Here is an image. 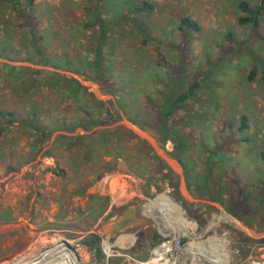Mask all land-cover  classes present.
I'll list each match as a JSON object with an SVG mask.
<instances>
[{"label":"rangeland","instance_id":"rangeland-1","mask_svg":"<svg viewBox=\"0 0 264 264\" xmlns=\"http://www.w3.org/2000/svg\"><path fill=\"white\" fill-rule=\"evenodd\" d=\"M143 1L153 10H143ZM240 1H0V109H17L13 116H0V264L37 259L48 264L40 262L44 252L61 243L67 248L65 242L88 257L84 251L95 247L85 240L100 235L117 208L98 222L111 206L99 188L106 173L169 182L176 192L191 167L200 171L205 157L210 167L212 159L225 157L237 169L232 177L253 170L255 185L230 195L235 204L225 197L224 205L208 210L238 212V219L250 222L247 227L264 235V13L257 28L240 24ZM247 1L252 7L258 3ZM100 15L108 26L99 55L101 75L95 70ZM183 17L199 29L183 25ZM53 72L69 84L77 79L85 89L75 98L68 88L51 90L46 82ZM193 85L194 93L171 115L161 113L169 96L177 98ZM70 88L78 90L75 83ZM242 115L247 116L244 130ZM33 117L49 129L76 126L41 135L23 123ZM161 117L167 123L162 132ZM9 118L16 119L13 125L6 123ZM92 122L98 125L83 126ZM99 131L108 133L107 144L87 137L79 141V135ZM88 150L90 160L76 168ZM179 153L187 164L175 170L171 158ZM210 194L217 198L215 190ZM225 224L221 227L236 226ZM245 237L232 234L233 251L239 245L246 262L264 259L259 249L264 240L246 242ZM65 253L52 263L75 258Z\"/></svg>","mask_w":264,"mask_h":264},{"label":"crops","instance_id":"crops-1","mask_svg":"<svg viewBox=\"0 0 264 264\" xmlns=\"http://www.w3.org/2000/svg\"><path fill=\"white\" fill-rule=\"evenodd\" d=\"M180 155L179 153L171 158L174 162L173 165L171 164L174 169L187 164ZM159 157L165 161L161 155ZM224 158L219 156L212 159L210 163L214 166L211 165V167L208 166L209 159L202 158L199 162L200 171L196 167L195 169L191 167L187 178L182 182L183 184L180 183L179 190L176 192L175 185L169 182H152L143 180L136 174L121 173L130 174L131 178L123 184L124 200L113 209L115 213L111 215L114 216L106 223V226L114 223L115 227H111V231L107 229H105L106 232L98 231L102 239L101 247L105 258L99 261L95 248L94 252L91 251L92 249L84 251L88 257L79 251V260L81 258L83 264H126L125 258L118 255L120 253L147 260L151 258L154 247L159 242L164 238L176 236L182 238L184 246L179 252L170 254L169 262L166 261L164 264H264V259L246 262L241 258L240 246L237 245L233 251L231 245V237L235 232H243L246 235V242H262L264 237H254L246 233L237 223L231 228L230 226L221 227L222 223H226L225 225H230L229 221L235 223L234 220L227 218L226 214H230L237 220H243L245 223L239 221L247 226L250 222L245 217L238 219L240 214L228 209L227 211L219 210L217 213L208 210L215 203L224 205L223 203H226L224 198L228 197L229 200L230 195L235 197L240 187L250 188L255 185L253 170H244L245 174L242 172L238 175L239 177H232L230 172L237 171V169L230 168ZM251 172L252 176L249 175ZM210 190L216 191L217 198L210 194ZM239 197L244 198V193ZM229 201L235 204L233 199ZM112 203L113 199H111V206L98 222L112 212ZM131 209H133L132 214H128L125 219L124 215ZM120 222L123 226L118 225ZM156 232L161 238L156 235ZM109 246L117 255L107 257L105 250ZM259 249L264 250V244ZM237 259H240V262H237ZM53 260L54 258L49 260L48 264H52Z\"/></svg>","mask_w":264,"mask_h":264},{"label":"trees","instance_id":"trees-1","mask_svg":"<svg viewBox=\"0 0 264 264\" xmlns=\"http://www.w3.org/2000/svg\"><path fill=\"white\" fill-rule=\"evenodd\" d=\"M0 1H4V0H0ZM7 1V0H6ZM33 1V0H30ZM141 8L143 10L145 9H149V10H153V5L148 3L147 1H143L141 4ZM239 8L240 10L243 12V15L239 17L238 21L240 24H250L253 27L257 28L260 23H261V17L264 13V0H258V3L255 7H252L251 4L247 1V0H242L239 3ZM137 11V9H135ZM98 17V18H97ZM96 18V25L98 24V26L101 28V34H100V40L99 43L97 44V48H96V54H97V58L95 60V70H97V72L101 75V73L103 71H101L100 69H102V64H101V59L99 58V55L102 53V48L105 45V38H106V31H107V25H106V21L104 18L100 16H97ZM183 25H191L194 26V29H199L196 23H193L192 20L188 17H183L181 20ZM45 60L47 62H49V59L45 58ZM36 73H41V70L35 69ZM254 75H255V71L251 70V74L249 75L250 79H254ZM48 80L50 82H46L47 85H50V89L51 90H65L68 88V95L71 96L72 98L76 97L79 93L80 90L85 89L84 86L75 78H70L69 81L71 82L70 84L67 83V79H64V77L60 76V75H56L55 72H53L52 76L50 78H48ZM75 83L78 87V90L76 91H72L71 90V84ZM31 87V85H30ZM196 88V85H193L192 87H190L187 91H185L184 93L180 94L177 98H173L172 96H169L167 100H165V103L163 104L162 108H161V113L164 116H169L171 115L181 104L182 101H184L186 98H188L189 96H191L194 93V90ZM68 100V99H67ZM66 100V101H67ZM96 101L100 102L98 99H95ZM17 112V109H0V116H3L4 114H9V115H15ZM34 115L37 114V111H34ZM3 118V117H1ZM6 123H8L9 125H13V123L15 122L16 119L13 118H9L6 119ZM241 121L242 124L240 126L241 130H244L245 128H247V116L246 115H242L241 116ZM23 123L25 124V126H32L33 129L38 132L41 133V135L46 134L49 135L50 133H52L53 131H55L57 128H61V129H69V130H73V128L76 125H71V126H56L54 128H48L47 125H42V121L39 120H35V118H31L30 120H23ZM64 123V122H62ZM104 122H100V124H103ZM4 124V123H3ZM65 124V123H64ZM89 125H98V123L96 122H92L90 123H85L83 124V126L85 128H88ZM2 124H0V134L3 132L2 129ZM165 131V130H164ZM167 133V132H166ZM95 134H98V137H94ZM83 136V137H82ZM108 133L104 132V131H99V132H94L93 134L89 135H85V134H81L79 135V141H81L80 139L84 137H87L88 140H99L101 142L102 145L107 144L108 142ZM93 137V138H92ZM64 138L63 140L69 139L67 137H62ZM76 139V138H75ZM165 141L168 139L167 136L163 138ZM77 140V139H76ZM75 140V141H76ZM83 142V140H82ZM94 142V141H93ZM182 141L179 142L178 147L182 148ZM62 146H66V148L68 147L67 145L63 144L62 142ZM49 153V152H48ZM47 153V155H48ZM84 155L80 156L78 159V164L76 165V168H80L81 166H83L84 162L88 163V161L91 158V152L88 150L86 152H83ZM82 161V163L80 162ZM84 161V162H83ZM11 167V169H14L13 166H9ZM109 167V165L107 166V168ZM10 169V168H9ZM101 236L98 234H94L92 239H86L85 243L89 244L90 246H94L96 248V254L98 257L99 261H103V259L105 258V255L103 253L102 247H101Z\"/></svg>","mask_w":264,"mask_h":264},{"label":"built area","instance_id":"built-area-1","mask_svg":"<svg viewBox=\"0 0 264 264\" xmlns=\"http://www.w3.org/2000/svg\"><path fill=\"white\" fill-rule=\"evenodd\" d=\"M129 178H131L130 174H121L117 172H109L102 177V180L99 183V187L102 190H105L107 194L111 197V199H113L112 206L115 205L118 206V204L124 200V196L122 195L123 194L122 189L124 188L123 184ZM66 243L67 242H65V245L68 248ZM183 246L184 243L182 238L173 236V237L164 238L161 242H159V244L154 247L151 258L147 260L138 259L130 254L120 253L118 255L125 258L127 262L126 264H164V262L166 261L169 262L170 254L179 252L183 248ZM54 248L46 252H51ZM75 250L70 249V252L73 253L75 260L79 262L76 255V252L78 253V251L76 248ZM105 253L107 257L117 255L114 252V249H112L110 246L106 248ZM53 258L54 257L49 258L48 261ZM57 264H68V263L58 262Z\"/></svg>","mask_w":264,"mask_h":264},{"label":"water","instance_id":"water-1","mask_svg":"<svg viewBox=\"0 0 264 264\" xmlns=\"http://www.w3.org/2000/svg\"><path fill=\"white\" fill-rule=\"evenodd\" d=\"M125 163H126V161L123 160V161H119V162L117 163V165L120 166V165H123V164H125ZM94 187H96V186H94ZM132 212H133V209H131L129 212H127V214L124 215V216H125L124 218L126 219V218L128 217V214L130 215V214H132ZM226 217L229 218V219L234 220L235 223H237V224L239 225V227H241V229H243L246 233H249V234H251V235L254 236V237H264V235L262 236V235L256 233L255 231H252L249 227H247L245 224L241 223L239 220H237L236 218H234V217L231 216L230 214H226ZM123 221H124V219H123ZM114 225H115V224L113 223V224H111V225H109V226L104 227L102 230H103L104 232H106L105 229L111 231V227H115ZM118 225L123 226L122 222L118 223ZM108 228H109V229H108ZM115 230H116V229H115ZM117 230H118V229H117ZM112 232H113V231H112ZM156 235L159 236V235H158V232H156ZM159 237L161 238V236H159ZM66 244H67L68 248H70V249H72V250H75V248H74L70 243L67 242ZM75 251H76V250H75ZM76 255H77V259L79 260V254H78L77 252H76Z\"/></svg>","mask_w":264,"mask_h":264},{"label":"bare ground","instance_id":"bare-ground-1","mask_svg":"<svg viewBox=\"0 0 264 264\" xmlns=\"http://www.w3.org/2000/svg\"><path fill=\"white\" fill-rule=\"evenodd\" d=\"M47 251H50V250H47ZM65 252H68V253H70V254L73 255V253L70 252V249L69 248H65L64 245L61 243L60 246L55 247L51 252H46V253L44 252V254L42 255V259L40 260V262L42 261V262H45L46 263L49 258L54 257V256H58L59 254L65 256V254H66ZM38 261H39V259H37L35 262L29 263V264H35V263L38 264L39 263ZM58 262H60V261H58ZM58 262L52 263V264H57ZM61 263L78 264V262L75 260V258H73L71 260H67V261H61Z\"/></svg>","mask_w":264,"mask_h":264},{"label":"flooded vegetation","instance_id":"flooded-vegetation-1","mask_svg":"<svg viewBox=\"0 0 264 264\" xmlns=\"http://www.w3.org/2000/svg\"><path fill=\"white\" fill-rule=\"evenodd\" d=\"M160 130L161 132L166 129L167 123L163 120V117L160 118Z\"/></svg>","mask_w":264,"mask_h":264}]
</instances>
